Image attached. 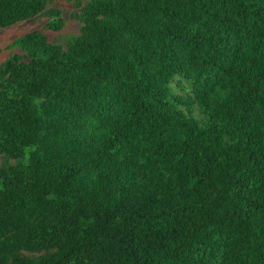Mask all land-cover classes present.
I'll return each mask as SVG.
<instances>
[{"label":"trees","instance_id":"obj_1","mask_svg":"<svg viewBox=\"0 0 264 264\" xmlns=\"http://www.w3.org/2000/svg\"><path fill=\"white\" fill-rule=\"evenodd\" d=\"M46 4L0 0V28L59 30ZM75 16L0 64V264H264V0Z\"/></svg>","mask_w":264,"mask_h":264},{"label":"rangeland","instance_id":"obj_2","mask_svg":"<svg viewBox=\"0 0 264 264\" xmlns=\"http://www.w3.org/2000/svg\"><path fill=\"white\" fill-rule=\"evenodd\" d=\"M88 1L89 0H47L46 9L54 7L60 11V17L63 19V26L59 30H53L47 27V23L53 16L44 13H39L28 19L1 27L0 64L14 52H20V49L12 46L11 42L29 31H39L47 37L48 41L61 43L65 46L70 36L77 35L80 32L82 22L75 14H78L80 7L85 5ZM194 112L198 116L197 110Z\"/></svg>","mask_w":264,"mask_h":264}]
</instances>
